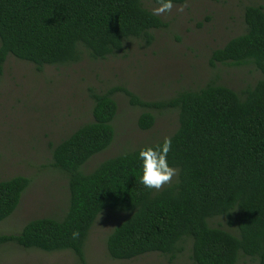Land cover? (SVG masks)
<instances>
[{"label":"trees","instance_id":"1","mask_svg":"<svg viewBox=\"0 0 264 264\" xmlns=\"http://www.w3.org/2000/svg\"><path fill=\"white\" fill-rule=\"evenodd\" d=\"M143 1L0 0V76L8 57L39 72L45 66L76 64L84 54L103 61L121 52L129 39L151 45L152 31L167 24ZM185 2L172 0L173 5ZM243 22L245 32L214 50L209 65H251L263 79L240 95L207 84L157 102L142 101L121 86L90 92L92 122L50 147L51 168L67 179L64 217L31 220L17 235L0 236V246L13 243L46 253L70 250L83 264L88 233L97 216L109 210L128 215L106 239L113 260L149 253L174 259L181 252L179 244L189 239L193 264H236L240 256L264 264V9L246 6ZM118 93L132 107L177 111L167 160L178 176L158 192L139 184L141 148L104 160L89 173L82 171L114 140L113 97ZM154 121L144 112L137 126L147 131ZM29 184L23 176L0 181V222L14 213ZM222 217L233 233L210 224ZM73 232L79 233L76 239Z\"/></svg>","mask_w":264,"mask_h":264},{"label":"rangeland","instance_id":"2","mask_svg":"<svg viewBox=\"0 0 264 264\" xmlns=\"http://www.w3.org/2000/svg\"><path fill=\"white\" fill-rule=\"evenodd\" d=\"M143 5L152 13L159 6L152 0H144ZM246 6L264 9V0H186L182 5H173L170 12L156 15L167 27L152 31L151 45L129 39L121 52L103 61H93L84 54L76 64L45 66L38 72L32 64L8 57L0 76V181L23 176L30 184L14 213L0 222V236L17 235L34 219L64 217L67 179L64 173L51 168L50 147L92 122L90 92L102 93L121 86L142 101L157 102L181 91H197L207 84L224 86L240 95L263 79L251 65H209L214 50L245 32ZM113 98L117 104L112 122L114 140L83 166L84 173L104 160L154 145L170 137L178 127L175 110L132 107L120 93ZM144 112L155 118L147 131L137 126ZM177 176L176 170V175L161 189L175 183ZM127 216L109 210L97 216L84 244L83 264H193L189 239L179 244L181 252L174 259L159 253L129 261L111 259L106 239ZM227 223L223 217L210 221L212 226L233 233L234 228ZM0 264L81 263L70 250L46 253L7 243L0 246ZM236 264L258 262L240 256Z\"/></svg>","mask_w":264,"mask_h":264},{"label":"clouds","instance_id":"3","mask_svg":"<svg viewBox=\"0 0 264 264\" xmlns=\"http://www.w3.org/2000/svg\"><path fill=\"white\" fill-rule=\"evenodd\" d=\"M159 6L153 9V14L161 15L170 12L172 0H158ZM182 10V9H181ZM172 148V140L165 137L163 141L154 147L141 148L137 159L140 162L139 184L147 190H160L168 184L176 175V169L168 164V153ZM78 232L72 233V238L78 237Z\"/></svg>","mask_w":264,"mask_h":264}]
</instances>
